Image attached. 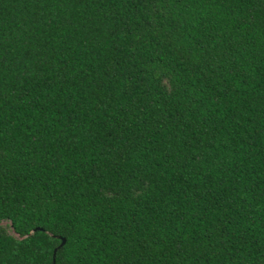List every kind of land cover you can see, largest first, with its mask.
<instances>
[{"label":"trees","instance_id":"1","mask_svg":"<svg viewBox=\"0 0 264 264\" xmlns=\"http://www.w3.org/2000/svg\"><path fill=\"white\" fill-rule=\"evenodd\" d=\"M58 238L264 264V0H0V264Z\"/></svg>","mask_w":264,"mask_h":264},{"label":"water","instance_id":"2","mask_svg":"<svg viewBox=\"0 0 264 264\" xmlns=\"http://www.w3.org/2000/svg\"><path fill=\"white\" fill-rule=\"evenodd\" d=\"M37 230H40V229H36V230L32 231L30 234L36 232ZM58 239L61 240V243H60V245H59L57 248H55L54 251H53V264H54V257H55V254H56L57 250H58L60 247H62L63 244H64V240H63V239H61V238H58Z\"/></svg>","mask_w":264,"mask_h":264}]
</instances>
